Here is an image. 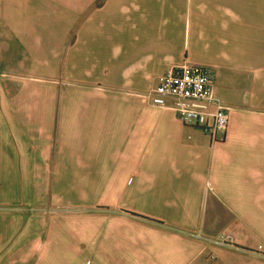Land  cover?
Wrapping results in <instances>:
<instances>
[{
  "label": "crops",
  "instance_id": "crops-1",
  "mask_svg": "<svg viewBox=\"0 0 264 264\" xmlns=\"http://www.w3.org/2000/svg\"><path fill=\"white\" fill-rule=\"evenodd\" d=\"M185 62L222 143L147 97ZM0 264H264V0H0Z\"/></svg>",
  "mask_w": 264,
  "mask_h": 264
},
{
  "label": "built area",
  "instance_id": "built-area-1",
  "mask_svg": "<svg viewBox=\"0 0 264 264\" xmlns=\"http://www.w3.org/2000/svg\"><path fill=\"white\" fill-rule=\"evenodd\" d=\"M147 97L152 105L174 111L184 126L202 129L213 144L225 141L229 109L217 99L215 78L208 67L188 62L173 66ZM233 240L232 233H224L217 243L227 245Z\"/></svg>",
  "mask_w": 264,
  "mask_h": 264
}]
</instances>
